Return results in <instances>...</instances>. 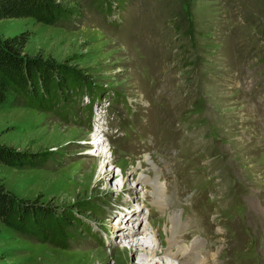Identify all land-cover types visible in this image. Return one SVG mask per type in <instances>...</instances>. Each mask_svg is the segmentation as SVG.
<instances>
[{"label": "rangeland", "instance_id": "rangeland-1", "mask_svg": "<svg viewBox=\"0 0 264 264\" xmlns=\"http://www.w3.org/2000/svg\"><path fill=\"white\" fill-rule=\"evenodd\" d=\"M66 3L76 15L67 27L6 18L0 33L26 30L25 53L85 69L99 100L84 98L71 117L11 95L0 142L54 155L42 168L0 163V181L57 206L87 201L81 215L94 232L79 229L61 248L0 223V263L162 264L173 208L192 224L183 242L200 235L214 264H264V0ZM101 164L125 181L98 184ZM137 168L163 174L170 210L144 191ZM146 211L164 243L131 249L123 232H142Z\"/></svg>", "mask_w": 264, "mask_h": 264}, {"label": "trees", "instance_id": "trees-1", "mask_svg": "<svg viewBox=\"0 0 264 264\" xmlns=\"http://www.w3.org/2000/svg\"><path fill=\"white\" fill-rule=\"evenodd\" d=\"M92 1L101 8L108 4V0ZM75 16L66 0H0V20L31 17L40 23L67 27ZM29 39L26 30L13 36L0 33V105L12 95L19 105L73 117L84 98L89 97L91 105L97 101L101 91L92 86L85 69L53 57L25 53ZM91 108L84 110L85 117ZM53 155V151L19 149L0 142V163L18 169L42 168ZM89 210L92 208L87 201L64 207L40 202L39 198H23L0 181V223L23 237L68 248L79 229L94 232L81 215Z\"/></svg>", "mask_w": 264, "mask_h": 264}, {"label": "bare ground", "instance_id": "bare-ground-1", "mask_svg": "<svg viewBox=\"0 0 264 264\" xmlns=\"http://www.w3.org/2000/svg\"><path fill=\"white\" fill-rule=\"evenodd\" d=\"M95 145L99 144H93V146ZM153 168H155V166ZM136 171H138L136 177L137 182L143 185L144 191L150 193L154 197L153 201L155 204H157L162 211L170 210L169 202H171V199L168 196V192L162 187V184H164L162 181V177H164L163 174L155 170V172L151 170L143 172L142 168H137L135 172ZM119 175L121 179L125 181L126 176H122V174ZM119 175L114 171H104V166L101 164V172L98 175L97 183H105L106 179L115 178ZM151 188L154 192L151 191ZM125 210L127 211L128 209ZM168 214L169 222L166 229L168 241L166 243L167 249L165 250L167 252L166 258L163 260L162 264H214L217 256L213 254L212 259H210L211 256H208L209 258L207 257L208 252L206 253L205 251L206 243L200 235L196 236L194 232L195 236L191 242H183L182 238L189 236L191 233V222L184 220L173 208ZM139 218V225L141 226L143 225V219H141V216H139ZM135 219L136 218H133V220ZM147 221L143 225L145 229L140 233L133 230H126L123 232L125 236L128 237L131 249L149 251L150 249L155 250V248L163 245V234L153 227V222ZM120 223H122V219Z\"/></svg>", "mask_w": 264, "mask_h": 264}]
</instances>
